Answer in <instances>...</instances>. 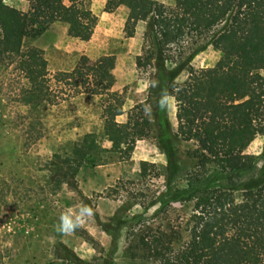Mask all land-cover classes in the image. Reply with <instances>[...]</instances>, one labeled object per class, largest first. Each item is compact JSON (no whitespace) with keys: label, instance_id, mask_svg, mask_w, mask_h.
I'll return each mask as SVG.
<instances>
[{"label":"trees","instance_id":"obj_1","mask_svg":"<svg viewBox=\"0 0 264 264\" xmlns=\"http://www.w3.org/2000/svg\"><path fill=\"white\" fill-rule=\"evenodd\" d=\"M80 1L28 0L30 7L23 10L0 0V60L21 72L25 102L42 126L36 135L29 133L30 138L44 134L43 113L57 102L55 84L63 83L65 87L60 91L67 90V97L86 92L100 96L103 128L111 142L109 147L104 146L93 131H86L69 151L62 147L66 152L61 161L68 163L73 173L86 163H106L109 152L122 159L131 158L137 141L154 131L167 154L171 175L178 159L176 133L163 92L176 102L181 138L197 144L193 154L199 166H217L233 174L254 168L253 156L244 149L264 128V95L260 89L264 0H178L175 5L160 0H107L106 11L120 5L131 7L128 23L149 15L152 51L149 56H137L139 67L152 66L149 97L131 109L126 122L117 119L124 112L125 90L114 89L110 76L116 64L115 54H104L92 64L79 63L71 70L52 73L44 48L24 47L25 38L40 35L62 15L70 18L71 36L90 39L99 17L91 8L73 4ZM194 33L204 39L203 47H222L224 62L221 66L197 68L179 87H174L175 79L190 61H175L183 49L180 47L176 57L171 45L181 46L196 37ZM173 61L177 65H172ZM209 96L214 100L210 101ZM35 123L29 122V132ZM141 163L145 169L148 161ZM188 229L189 238L179 246L172 241L165 244L162 236L147 232L140 241L147 249L146 255L161 264H264V178L249 180L241 196L225 195L197 207ZM113 245L116 247V243Z\"/></svg>","mask_w":264,"mask_h":264},{"label":"rangeland","instance_id":"obj_2","mask_svg":"<svg viewBox=\"0 0 264 264\" xmlns=\"http://www.w3.org/2000/svg\"><path fill=\"white\" fill-rule=\"evenodd\" d=\"M4 1L23 10L30 7L28 0ZM160 1L175 5L178 0ZM106 2L81 0L73 4L93 7L95 13L103 15ZM130 10V6L120 5L105 13L109 15L107 27L116 31L97 30L96 26L88 40L71 36L70 18L62 15L40 35L25 38L23 44L44 48L52 73L71 70L79 63L92 64L101 52L126 56L134 51V37L148 32L149 21V15H142L128 23ZM196 37L181 46L171 45L176 57L183 49L175 61H190L175 79L174 87L197 68L224 62L222 47H203L204 39L197 37L195 41ZM175 61L171 64L177 65ZM127 66L133 81L125 87V93L139 79L150 86L152 66ZM260 73L264 95V68ZM23 85L19 69L0 60V264H161L146 255L140 241L144 232L162 236L165 244L172 241L179 246L189 238L188 224L197 207L225 195L241 196L249 180L264 178V128L244 149L253 156L254 168L233 174L217 166H199L193 154L197 144L181 138L178 122L177 128L173 125L178 159L171 175L167 154L154 131L137 141L135 156L122 159L109 152L106 163H86L73 173L61 157L80 135L93 131L104 146L111 145L103 128L100 96L86 92L67 97V90L60 91L65 85L56 83L57 102L43 113L45 132L30 138L29 133L36 135L42 126L25 102ZM208 99L213 101L214 97ZM170 107L176 108L174 104ZM31 120L36 123L29 132ZM144 158L148 159L145 169L141 163ZM81 205L91 207L92 215L70 234L58 232L60 213L66 209L75 212ZM152 235L148 236L154 238Z\"/></svg>","mask_w":264,"mask_h":264},{"label":"crops","instance_id":"obj_3","mask_svg":"<svg viewBox=\"0 0 264 264\" xmlns=\"http://www.w3.org/2000/svg\"><path fill=\"white\" fill-rule=\"evenodd\" d=\"M121 6H124V5H121ZM92 9H94V8L92 7ZM94 12H96L95 9H94ZM105 13L109 14L110 12L106 11ZM96 14L99 15V18L101 20L97 24V30H103V31H107V32L116 31L114 29L115 27H112V26L107 27V25H106V19L109 17V15L108 16L104 15V14L100 15L99 13H96ZM113 24H117V23L115 22ZM134 41H135V48H134L133 53H131V52L125 53L126 56L122 55L120 52H117V53L116 52H114V53L101 52L100 53V56L104 55V54H115L117 57L115 66L110 70V76L113 80V88L116 90L123 91L125 89V87H128V85L131 84L133 81V80H130V72L131 71L127 65L132 66L134 64L135 67H137V56H139V55L149 56L151 54L152 47L150 44L148 32L147 33H141L140 36H138V35L135 36ZM132 56H134V58ZM186 79H184V80L179 79V82L177 83V85L180 86ZM148 97H149V85H148V83L145 82L144 80H140V79L138 81L136 80L135 84L133 86L129 87L125 93L124 112L119 114L117 116V119L121 122H126L128 120L129 112L131 111V109L136 104L145 101ZM172 104H174L176 107L173 110L170 107V106H172ZM169 107H170L169 118H170L172 124L175 125V127L177 128V125H176L178 122L177 115H176L177 106H176V102L173 98H172L171 102L169 103ZM140 140L141 139H139L138 141H140ZM138 147L139 146H137V148H135L133 152L136 153L138 150ZM132 155H134V153ZM143 160L148 161V159L144 158V159H141V162Z\"/></svg>","mask_w":264,"mask_h":264},{"label":"clouds","instance_id":"obj_4","mask_svg":"<svg viewBox=\"0 0 264 264\" xmlns=\"http://www.w3.org/2000/svg\"><path fill=\"white\" fill-rule=\"evenodd\" d=\"M162 95H164L165 103L169 104L172 98L163 92ZM91 215L92 209L87 205H81L75 212L66 209L60 213L59 224L56 226V229L63 234H70L77 228L81 227Z\"/></svg>","mask_w":264,"mask_h":264}]
</instances>
